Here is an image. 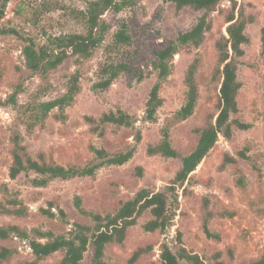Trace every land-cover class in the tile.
<instances>
[{
    "label": "rangeland",
    "instance_id": "rangeland-1",
    "mask_svg": "<svg viewBox=\"0 0 264 264\" xmlns=\"http://www.w3.org/2000/svg\"><path fill=\"white\" fill-rule=\"evenodd\" d=\"M4 0H0V8ZM87 0H8L0 27L15 29L0 33V99L5 100L18 84L19 105L34 99H51L62 94L71 73L80 68L81 91L74 103L67 108L68 119L53 117L43 126L28 130L20 123L18 105H0V200L15 197L27 208L24 216L0 214V225L13 224L29 232V238L12 234L0 246L13 248L15 254L0 264H23L33 259L30 239L38 238L35 229L66 234L75 222L93 226V218L76 206L77 196L86 212L105 215L114 213L122 201L132 198L137 191L166 189L180 167L175 158L148 155L147 146L161 138V127L183 104L186 96L185 75L195 57L200 66L196 74L199 100L195 112L188 119L171 129L172 144L182 152H190L197 142L195 128L205 125L218 113L220 80L213 78L217 65V41L226 33V16L231 7L224 1L212 13L213 24L205 40L198 47L182 49L174 56V69L162 83L160 94L164 99L156 118L145 119L149 92L157 80L153 69L155 50L164 48L179 31L190 29L202 11L184 7L177 11L172 2L142 0L137 5L120 12L107 11L103 18L109 25L102 44L87 60L69 57L46 78L32 73L25 64L22 49L32 37L42 43L47 34L81 32L84 26L72 16L73 9H83ZM246 12L254 16L246 31L250 42L244 45L245 54L239 59L238 79L241 82L237 100L239 111L232 115L251 124L249 129L234 128L230 139L219 136L215 146L190 175V179L175 195L171 225L163 232L145 231L143 223L151 215L147 211L138 223L130 227L124 244H111L106 249L108 264H129L128 259L139 246L151 249L134 264H160L161 245L168 243L176 250L180 245L198 253L205 264H241L264 253V54L262 53L261 28L264 26V0H239ZM125 24L131 36L127 45L111 49L113 35ZM114 60L125 62L130 71L122 73L104 91H94L92 85L99 79V66ZM143 74L142 79L140 75ZM122 109L135 120L132 126L110 124L105 134L98 136L89 130L84 115L100 116L109 110ZM18 127L28 150L36 155L43 151L63 165L82 166L94 158L90 145L105 148L110 153L126 150L136 145L134 156L123 165H105L93 176L56 179L46 187H35L30 182L34 174L9 177L11 130ZM142 139L136 140L137 132ZM246 149L248 158H241L239 151ZM237 162L221 169L225 154ZM143 167V175L137 166ZM242 178L244 186L237 185ZM3 184L12 193L4 196ZM174 195L170 197V200ZM49 216L42 208H50ZM206 205L214 211L210 227L220 234V239L209 238L202 230ZM63 213H62V212ZM45 241L46 239H42ZM93 248L89 245L81 264H91ZM63 256L58 251L40 264H56ZM191 264V263H186Z\"/></svg>",
    "mask_w": 264,
    "mask_h": 264
},
{
    "label": "trees",
    "instance_id": "trees-1",
    "mask_svg": "<svg viewBox=\"0 0 264 264\" xmlns=\"http://www.w3.org/2000/svg\"><path fill=\"white\" fill-rule=\"evenodd\" d=\"M142 0H87L83 9H73L72 16L81 22L84 30L81 32H68L58 35L47 34L42 43H37L32 37L21 36L25 41L22 49L26 67L34 74L46 78L48 73L57 69L69 57H76L77 61L87 60L92 57L94 51L103 43L109 30V25L103 18L104 14L113 10L120 12L127 7L137 5ZM172 2L176 10L184 7L196 11H202L197 22L188 30L179 31L176 38L172 39L164 48L155 50V60L153 69L157 80L153 84L145 107V119L153 121L157 111L162 106L164 99L160 94L162 83L171 75L174 69V56L182 49L198 48L205 40L206 34L211 30L213 19L212 13L217 11L224 1H229L231 7L226 16L227 35L220 38L216 43L218 52L217 65L213 72V78L220 80L218 113L214 119L209 120L205 125L195 128L197 142L190 152H182L172 144L171 129L177 123L188 119L195 112L199 100V84L196 74L200 66L199 56L195 57L189 65L185 84L187 87L183 104L170 117H168L161 127V138L151 142L147 146L148 155H161L165 158H175L180 161V167L170 180L166 189L153 191L142 188L136 194L121 202L120 207L114 213L105 215L86 212L82 209L81 199L76 198V206L85 214L90 215L95 224L93 226L75 222L73 228L66 234H55L52 231H42L35 229L38 238H31L30 244L33 252V259L25 261L23 264H40L42 260L52 254L62 251L63 256L56 264H81L89 245L93 248L91 264H108L106 260V249L111 244H124L130 227L136 225L138 220L149 211L151 217L146 220L142 227L145 231L163 232L170 225L175 216L173 207L178 201L175 193L183 187L190 175L197 166L207 156L215 146L220 135L230 139L234 128L249 129L251 124L232 118L238 113L237 96L241 88L238 79V66L240 58L245 54L244 45L250 42V36L246 31L247 25L254 21V16L246 12V8L239 0H162ZM8 0H4L3 7L0 8V19L4 16L5 7ZM19 34L15 29L0 27V33ZM20 35V34H19ZM131 41V36L125 24L113 35L111 49H117L122 45H127ZM262 53L264 54V26L261 28ZM130 71V66L125 62L114 60L106 61L99 66V79L92 85L94 91L107 90L113 82L124 72ZM81 70L80 68L71 73L66 83L65 91L51 99H34L26 104L19 105L18 95L21 85L18 84L15 90L9 94L5 100L0 99V105H18L20 111V123L24 124L28 130L37 126H43L50 117L59 121L68 119L67 108L70 107L77 95L81 91ZM142 79L143 74H141ZM90 132L103 136L106 127L110 124L117 126H132L135 122L133 116L122 109L109 110L100 116L84 115ZM142 139L141 132H137L136 140ZM11 164L9 166V177L16 179L20 175L34 174L30 177L32 186L46 187L56 179L68 180L75 177L93 176L97 170L105 165H123L128 162L136 151V145L126 150L110 153L105 148L90 145L94 158L91 162L79 165H63L57 162L52 156L47 158L41 151L34 155L28 150L23 142V137L18 127L11 130ZM246 149L239 151L241 158H248ZM237 160L226 153L220 168H225L228 164L236 163ZM138 175H143V167L137 166ZM237 185L244 186L243 179L237 178ZM4 196H10L12 191L7 184H3ZM174 198L170 200V197ZM5 203L0 200V214H10L24 216L27 208L22 206L21 200L15 197L4 198ZM50 208H42V211L49 216L55 214L51 212L53 203L49 202ZM62 212V211H61ZM63 213V212H62ZM214 211L206 205L202 221V230L209 238L220 239V234L214 232L210 227V220L214 216ZM29 238V232L18 225H0V240L4 241L12 234ZM41 238L46 239L42 241ZM151 246H139L135 249L130 258L129 264H134L145 255ZM15 254L13 248L6 245L0 246V263L8 261ZM205 264L198 253H194L186 246L180 245L173 250L168 243L161 245L160 264ZM219 264H223L220 262ZM241 264H264V253L259 257L244 261Z\"/></svg>",
    "mask_w": 264,
    "mask_h": 264
}]
</instances>
